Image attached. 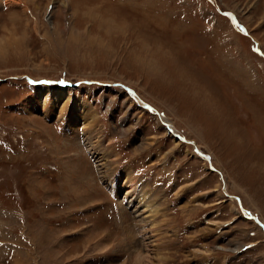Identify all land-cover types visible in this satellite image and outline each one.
<instances>
[{
    "label": "rangeland",
    "instance_id": "obj_1",
    "mask_svg": "<svg viewBox=\"0 0 264 264\" xmlns=\"http://www.w3.org/2000/svg\"><path fill=\"white\" fill-rule=\"evenodd\" d=\"M261 218L264 0H0V264H264Z\"/></svg>",
    "mask_w": 264,
    "mask_h": 264
},
{
    "label": "bare ground",
    "instance_id": "obj_2",
    "mask_svg": "<svg viewBox=\"0 0 264 264\" xmlns=\"http://www.w3.org/2000/svg\"><path fill=\"white\" fill-rule=\"evenodd\" d=\"M17 1V0H16ZM52 92H53V94H54V97L55 98H60L61 96H64L65 94L68 96V92L67 91H62V90H60V89H56V90H52ZM43 95H44V93H43ZM75 114V112L73 113V115ZM79 114H75V117L78 119V118H80L81 120H83V121H81L82 123H84V130H83V136H84V141H87L88 142V144H89V142L91 141L89 138H88V136H86L87 134H90L91 135V137L92 136H95V134H92L93 132V130H92V126H90V125H93L95 122H96V120H95V116L92 114H90V112H88V111H86L85 113H83L82 115V117H79L78 116ZM163 121L164 122H167V128L173 133V132H175V131H173V129L171 130V128L169 127L170 126V123H168V121H165L164 119H163ZM75 122V121H74ZM80 122V123H81ZM89 122V123H88ZM90 124V125H89ZM83 126V125H82ZM82 129V128H81ZM98 130V129H97ZM95 132V131H94ZM96 140V139H95ZM127 173L128 172H126V175H127ZM123 175V174H122ZM129 176V175H128ZM126 177V182H128V187L130 188V187H133L134 186V190L131 188V189H129V190H127L126 191V197H125V201H126V203H125V205H126V207L124 208L125 210H128V209H130V208H132V211H130V213L131 214H133L134 213V215L133 216H136L135 217V221H136V225H138V230H140L141 229V231H142V235L144 236L143 237V239L145 238V239H149V238H152V237H154V236H158L159 234L158 233H153V231H151L152 233H149L150 232V230H155V228L157 227L156 226V224H157V222H158V220L160 221V219H158L157 220V218H156V216H157V213L159 212V208H158V206L156 205V206H154L153 205V199L154 198H156V196H157V194H158V190L157 189H154L153 191L152 190H149V192L147 193L146 191H145V185H146V183H142L141 181H140V183H137V180H133V178H130V177ZM141 184L142 183V185H135V184ZM152 202V203H151ZM134 204H136V205H134ZM159 205V204H158ZM124 206V205H123ZM123 208V207H122ZM161 208V207H160ZM163 209V208H162ZM149 213V216L148 215H146L145 213ZM122 213V212H121ZM127 217V215H124L123 216V218H126ZM150 217H152V219H150ZM122 218V219H123ZM128 218V217H127ZM154 219V220H153ZM262 219V221L264 222V219L263 218H261ZM153 221H154V223H153ZM150 222H151V224H150ZM150 224V225H149ZM129 225V224H128ZM148 225V227H146ZM166 225V224H165ZM156 226V227H155ZM158 226H159V224H158ZM163 226V225H162ZM160 227V226H159ZM150 228V229H149ZM158 228V227H157ZM149 231H148V230ZM137 230V231H138ZM159 230V229H158ZM162 232V231H161ZM162 233H164V232H162ZM158 234V235H157ZM128 235V234H127ZM160 236V235H159ZM158 236V237H159ZM132 238H133V236H132ZM165 238V236H160V242L159 243H161L163 240H165L164 239ZM153 240H150V242H149V244L148 245H153V244H155L154 243V241L157 239V237H156V239H155V237L154 238H152ZM158 241V240H157ZM156 241V242H157ZM164 243H168L169 244V242H168V239H166V242L165 241H163V243L162 244H164ZM148 245L146 246V248L148 249ZM155 245H157V244H155ZM158 246V245H157ZM165 245H160V248H165L164 247ZM147 251V250H146ZM167 254V253H166ZM135 255H137V254H135ZM167 256V255H166ZM142 255H137V258H138V264L141 262V259H142ZM136 258V259H137ZM163 259V258H162ZM144 261V260H143ZM163 261V262H162ZM161 262H162V264H166L165 263V261L164 260H161ZM160 262V263H161ZM143 263V262H142Z\"/></svg>",
    "mask_w": 264,
    "mask_h": 264
}]
</instances>
